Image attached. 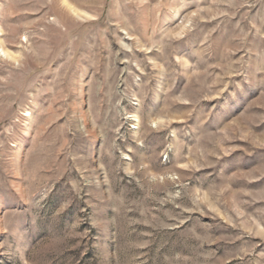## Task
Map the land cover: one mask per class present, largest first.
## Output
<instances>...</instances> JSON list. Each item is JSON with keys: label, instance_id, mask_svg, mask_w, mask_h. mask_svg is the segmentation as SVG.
I'll use <instances>...</instances> for the list:
<instances>
[{"label": "rangeland", "instance_id": "374dc122", "mask_svg": "<svg viewBox=\"0 0 264 264\" xmlns=\"http://www.w3.org/2000/svg\"><path fill=\"white\" fill-rule=\"evenodd\" d=\"M0 264H264V0H0Z\"/></svg>", "mask_w": 264, "mask_h": 264}]
</instances>
